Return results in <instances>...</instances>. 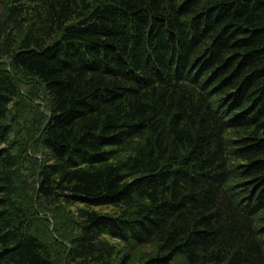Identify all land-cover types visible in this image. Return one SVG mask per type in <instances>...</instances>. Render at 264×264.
Wrapping results in <instances>:
<instances>
[{
    "label": "trees",
    "instance_id": "16d2710c",
    "mask_svg": "<svg viewBox=\"0 0 264 264\" xmlns=\"http://www.w3.org/2000/svg\"><path fill=\"white\" fill-rule=\"evenodd\" d=\"M0 264H264V0H0Z\"/></svg>",
    "mask_w": 264,
    "mask_h": 264
},
{
    "label": "rangeland",
    "instance_id": "374dc122",
    "mask_svg": "<svg viewBox=\"0 0 264 264\" xmlns=\"http://www.w3.org/2000/svg\"><path fill=\"white\" fill-rule=\"evenodd\" d=\"M100 210H103V211H107V210H109V209H107V208H99Z\"/></svg>",
    "mask_w": 264,
    "mask_h": 264
},
{
    "label": "bare ground",
    "instance_id": "6f19581e",
    "mask_svg": "<svg viewBox=\"0 0 264 264\" xmlns=\"http://www.w3.org/2000/svg\"><path fill=\"white\" fill-rule=\"evenodd\" d=\"M62 224V223H61ZM75 231V230H74Z\"/></svg>",
    "mask_w": 264,
    "mask_h": 264
}]
</instances>
